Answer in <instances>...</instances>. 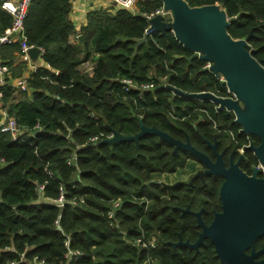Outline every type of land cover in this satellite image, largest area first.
Segmentation results:
<instances>
[{"label": "trees", "instance_id": "trees-1", "mask_svg": "<svg viewBox=\"0 0 264 264\" xmlns=\"http://www.w3.org/2000/svg\"><path fill=\"white\" fill-rule=\"evenodd\" d=\"M186 1L225 9L232 19L228 32L248 37L250 51L264 65V0ZM162 5L139 0L134 10L106 2L89 9L86 24L78 26L71 0L31 2L24 33L27 43L44 47V64L29 71L26 90L0 85V106L24 129L19 140L0 131V264H33L35 258L46 264H142L149 258L199 263L192 251L171 243L196 238L195 216L178 207L217 199L215 178L175 188L151 182L192 156L155 133L116 143L89 141L101 132L134 136L142 120L206 151L207 141L225 143L242 128L232 112L169 89L227 94L219 75L172 30L145 38L146 14ZM12 19L0 1V34ZM0 54L13 76L27 69L25 61L13 64L21 56L19 40L3 44ZM86 61L91 70L82 68ZM124 79L137 87L126 89ZM143 83L153 86L139 87ZM62 193L60 207L55 200ZM114 201L120 206L109 217ZM151 240L159 245L142 246ZM70 249L83 254L69 260Z\"/></svg>", "mask_w": 264, "mask_h": 264}, {"label": "water", "instance_id": "water-1", "mask_svg": "<svg viewBox=\"0 0 264 264\" xmlns=\"http://www.w3.org/2000/svg\"><path fill=\"white\" fill-rule=\"evenodd\" d=\"M166 9L172 11V20H164L162 15H156L150 19V27L146 31L172 30L176 37L193 51V57L205 61H211L210 69L216 75L223 74L225 83L237 94V99L219 96L211 91L185 92L172 85L169 89L174 94L196 97L211 101L220 109L225 108L236 116V122L242 126V130L257 135L261 142L253 146L256 154L264 164V65L260 63L249 49L248 37L244 39L234 38L228 32V26L232 19L225 9L217 5H205L192 7L186 0H162ZM33 60H37L38 47L29 49ZM141 130L134 136H125L114 132V136L106 141L116 143L124 139L137 138L145 133H155L175 147L188 150L193 156L204 161L209 169L207 173H214L217 163H213L201 150L197 149L190 140L182 141L169 133L157 128L144 125L142 120ZM220 157V156H219ZM233 169H227L224 175L227 179L221 187V198L229 216H233L241 209H251L253 203L261 202L264 207V178L248 177L240 170H233L236 176L228 175ZM150 182V181H149ZM151 182L160 183L154 179ZM198 220L204 227V232L199 240L191 246H197L206 231L214 232L219 219L215 218L210 226L204 225L200 212H197ZM228 218V222H229ZM212 240L215 238L212 236Z\"/></svg>", "mask_w": 264, "mask_h": 264}, {"label": "flooded vegetation", "instance_id": "flooded-vegetation-1", "mask_svg": "<svg viewBox=\"0 0 264 264\" xmlns=\"http://www.w3.org/2000/svg\"><path fill=\"white\" fill-rule=\"evenodd\" d=\"M216 108L220 109L217 104ZM243 139L247 142L242 143ZM260 142L257 135L245 132L240 128L238 135L231 132V138L225 143H220L218 139L207 141L209 150L203 152L214 164L217 163L214 173H207L208 165L192 154L183 167L167 173L175 175L194 161L199 164V168L190 173L188 180L177 178L171 186H168L175 188L179 185H190L197 179L206 184L207 176L214 177L218 183L217 199L213 201L206 199L199 206L196 204L192 206L190 202H186L184 206L179 205L178 207L182 212L195 216L199 229L194 240L183 236L184 238L171 244L175 249L186 247L185 249L192 251L195 254L194 260L199 261L197 264H264V207L262 203L255 202L251 209H241L237 214L229 216L221 198V187L227 179L223 172L232 166L233 169L228 174L230 176H236L233 170H240L248 177L264 178V169L262 168L264 164L253 148ZM197 212H200L201 220L207 227L212 224L215 218L219 219V223L214 232L206 231L204 233L197 246H191L199 240L204 232ZM228 218H230L229 222ZM212 236L215 241L212 240ZM158 245L156 242V247ZM207 249L211 251V256L208 255ZM155 264L158 263L155 262Z\"/></svg>", "mask_w": 264, "mask_h": 264}, {"label": "built area", "instance_id": "built-area-1", "mask_svg": "<svg viewBox=\"0 0 264 264\" xmlns=\"http://www.w3.org/2000/svg\"><path fill=\"white\" fill-rule=\"evenodd\" d=\"M0 1H1V7L5 9L7 12H9L13 17L11 25L5 30L4 33L0 34V50L3 44L16 42L19 40L21 44V56L20 57L22 60L26 61L29 64L30 69L36 70L39 67L43 66L44 62L42 65H40L38 62H34L32 57L30 56L29 49H31L32 47H35L36 45L27 43L26 36L24 33L25 32V19H26L30 4L33 0H0ZM78 1L79 0H71L72 7H74ZM105 1L115 4L116 6H123L126 8L135 9L139 0H105ZM156 15H162L163 19L167 21L172 20V17H173L172 11L170 9H166L163 3L161 7L157 8L156 10H154L153 12L149 14H146V18L149 21L148 28L150 27V19ZM148 28L146 29V31L148 30ZM36 47L39 48L38 59L43 61V55L45 53V49L44 47H40V46H36ZM200 55H201V52H199L198 58H200ZM211 65H212L211 61H206L205 68L212 72V70L210 69ZM82 68L85 70H91L92 64L89 61L83 62ZM219 77L225 83L224 75L219 74ZM28 78H29V73L22 74L19 76H13L10 65L5 63L1 59V54H0V85H5L9 83L12 86L16 87L17 89L23 91L28 88ZM124 81L126 82V89H129L131 87H137V85H135L131 79H124ZM225 85L227 87V94L224 95V97H232L234 99H237V94L234 91L230 90V88L227 86L226 83ZM152 86H153V83H143L139 87L145 89V88H150ZM2 95L3 93L0 91V97H2ZM35 128L41 129L42 125H40V123H37ZM0 131L10 133L11 138L13 140H19L23 138L22 134L24 132V129L21 128L17 120L14 117L9 116L6 112V109H4L1 115V118H0ZM113 136H114V132H111L109 134L101 132L99 134H95L91 136L89 141L98 142L101 139H108ZM4 163H5V159L0 158V168ZM262 168L264 169L263 166ZM44 187H45L44 185H40L39 188L43 190ZM55 203L60 207L64 205L65 197L63 193L57 200H55ZM119 206H120L119 201L113 202L112 209L109 212V217L113 216L114 210L117 209ZM156 242H157L156 240H151L149 242H143L142 246L156 247ZM82 254L83 253L79 250L70 249L66 253V257L69 260H76L79 257H81ZM10 264H16V263L11 262ZM33 264H46V263L43 259L35 258L33 261ZM142 264H155V261L149 258L145 260Z\"/></svg>", "mask_w": 264, "mask_h": 264}, {"label": "crops", "instance_id": "crops-1", "mask_svg": "<svg viewBox=\"0 0 264 264\" xmlns=\"http://www.w3.org/2000/svg\"><path fill=\"white\" fill-rule=\"evenodd\" d=\"M105 3H106L105 0H79L76 3V5L74 7H72L71 18L76 22V24L78 26L84 25V24H86V14H87V11L89 9H91V8H95V7H99L101 5H105ZM136 8L137 7H135L134 10H136ZM21 60H22L21 57L18 56V58L16 59V61L13 64L16 65ZM22 61H24V60H22ZM34 62H38L40 65L43 64V61L39 60L38 58H37V60H34ZM30 70H31L30 69V66L27 63V69L22 74H28ZM17 76H19V75H17ZM17 92L18 91H16V95L18 94ZM4 109L5 108H3L2 106H0V118H1V115H2Z\"/></svg>", "mask_w": 264, "mask_h": 264}, {"label": "rangeland", "instance_id": "rangeland-1", "mask_svg": "<svg viewBox=\"0 0 264 264\" xmlns=\"http://www.w3.org/2000/svg\"><path fill=\"white\" fill-rule=\"evenodd\" d=\"M198 168H199V164H197L193 161L184 170L177 172V174H175V175L162 174L156 179L159 180L160 183H162L163 185L171 186L172 182L174 180H176L177 178L188 180L190 173H192L194 170H196Z\"/></svg>", "mask_w": 264, "mask_h": 264}]
</instances>
